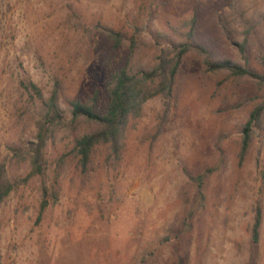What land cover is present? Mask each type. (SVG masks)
<instances>
[{
	"label": "rangeland",
	"instance_id": "rangeland-1",
	"mask_svg": "<svg viewBox=\"0 0 264 264\" xmlns=\"http://www.w3.org/2000/svg\"><path fill=\"white\" fill-rule=\"evenodd\" d=\"M141 4L129 58V42L115 50L107 33L127 28ZM194 14L210 61L264 72V0H0V177L17 183L0 208V264H264V220L252 242L264 205V111L239 158L264 85L211 70L196 50L178 58ZM128 59L137 71L168 64L149 81L153 91L179 62L171 92L147 100L117 151L98 145L83 170L75 139L95 127L73 121L70 102L100 90L106 108L112 74ZM21 82L45 98L59 85L65 114L48 134L43 175L30 173L46 110ZM211 168L199 208L189 174ZM43 186L57 199L38 221Z\"/></svg>",
	"mask_w": 264,
	"mask_h": 264
},
{
	"label": "trees",
	"instance_id": "trees-1",
	"mask_svg": "<svg viewBox=\"0 0 264 264\" xmlns=\"http://www.w3.org/2000/svg\"><path fill=\"white\" fill-rule=\"evenodd\" d=\"M138 9L139 12L127 28H121L120 30L110 29L107 33L110 40H112L115 50L121 48L126 42H129V58L134 56L139 44L142 15L144 11L143 4L139 5ZM197 23L198 15L194 14L189 23L190 30L186 33V41L184 45H181L183 46V49L178 53L179 59L189 51L196 50L201 55L206 56L208 59L207 65L211 70L231 72L236 77L250 75L258 78L264 85V72L260 74L251 67L235 64L233 61L227 59L216 62L210 61L209 51L203 43H200L196 38ZM162 36L163 35L160 33L159 38H165ZM244 46L245 45L241 44V48L244 49ZM178 64L179 62L171 68V76L167 77L164 75L158 88L153 91L152 87L148 84L149 81L159 76L161 70L166 72L165 70L168 67V64L161 63L150 72L143 69L137 71L136 67L132 65L131 59H128L124 65L117 68L112 74L108 85V102L106 108L103 109L100 106V90H97L94 93V96L89 102H83L80 99L72 100L70 102L73 121L84 118L87 122L94 124L95 127L94 129L77 136L75 139L74 150L78 157L79 165L83 170L88 169L93 153L98 145H111V147L117 151L124 126L131 116L141 115L143 106L147 100L158 94L171 92ZM21 86L30 95L31 99L42 101L46 110L43 120L38 123V143L33 158V171L30 173V176H35L36 174L43 175V170L41 169L39 161L42 159V153L48 140V134L54 125L63 121L65 114L60 105L59 85L57 84L55 86L48 98L44 97L43 91L33 82H21ZM263 111L264 103L258 105L251 112V115L243 128V137L239 154L241 162L245 160L251 146L253 135L252 127L254 123L260 120ZM210 170L212 174L214 171L213 168L198 175L189 174L190 179L196 186V202L199 208H203L206 205V179ZM16 187V182L7 181L3 176L0 177V208ZM50 196H52L54 200L57 199L55 186H43V200L40 205L38 221L42 219L43 214L51 204ZM255 213V222L252 228V242L254 246H257L261 240V230L264 220V205L261 199L258 200ZM181 261L182 260H179V263Z\"/></svg>",
	"mask_w": 264,
	"mask_h": 264
}]
</instances>
